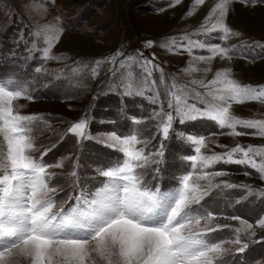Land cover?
Here are the masks:
<instances>
[{
	"label": "rangeland",
	"instance_id": "374dc122",
	"mask_svg": "<svg viewBox=\"0 0 264 264\" xmlns=\"http://www.w3.org/2000/svg\"><path fill=\"white\" fill-rule=\"evenodd\" d=\"M219 2L204 0L198 5L195 0H0V83L23 90L24 97L14 101L15 108L23 115L37 117L32 131L36 148L31 154L40 158L46 152L43 160L48 164L65 162L62 169H50L57 173L51 185L59 189L55 196L58 206L67 209L75 204L70 197L105 182L99 170L116 164L122 156L117 148L103 142L112 132H138L141 139L148 141V153L164 144V156L158 158L161 162L144 170L147 186L163 193L174 191L180 177L193 171L186 157L195 155L194 145L180 133L205 137V155L224 154L237 145L264 148V137L256 130L238 126V131L248 134L230 135L229 129L207 119L185 124L174 121L176 134L164 140L156 127L159 121L151 118L154 111H160L161 104L169 110L164 92L173 82L186 85L190 92L194 88L203 93L205 90L192 84L193 80L207 83L217 71L230 69V77L240 84L264 86V0H231L225 22L236 35L227 39L222 31H205L211 29L219 15L218 11L210 15ZM49 27L61 28L62 33L46 58L48 45L41 30ZM218 47L230 49L231 58L217 55L210 60L198 59L210 57L211 49ZM129 58L136 61L133 70L137 76L141 73L139 64L145 60L158 66L150 78L157 80L155 90L144 87L143 95L126 93L120 64ZM189 66L198 71L186 72ZM160 69L163 85L159 83ZM156 91L161 95L154 104ZM189 99L202 106L195 93ZM230 111L244 120H264V102L233 103ZM80 119L87 120L90 138L78 143L67 130ZM135 120L142 122L136 124ZM239 158L240 154L234 157ZM74 163L77 177L69 175ZM207 171L225 173L215 178L216 183L227 181L238 186L227 188L221 184L200 204L193 205L198 214L213 212L217 217L213 225L232 226L212 233L210 238H234L232 229L239 226V221L226 217L239 216L255 228L256 221L264 218V197L248 195L242 186L256 193L264 191L260 174L249 165L225 161ZM255 230L257 235L247 241L249 248L244 253L232 251L219 264H264V240L260 239L264 229Z\"/></svg>",
	"mask_w": 264,
	"mask_h": 264
},
{
	"label": "snow or ice",
	"instance_id": "6c2138e0",
	"mask_svg": "<svg viewBox=\"0 0 264 264\" xmlns=\"http://www.w3.org/2000/svg\"><path fill=\"white\" fill-rule=\"evenodd\" d=\"M203 2L195 0L198 5ZM230 2L220 0L214 6L210 15L217 11L219 15L211 29L205 31H222L225 39L236 35L225 22ZM41 31L48 45L47 58L62 29L49 27ZM211 52L210 57L198 59L210 60L217 55L231 58L228 48H213ZM134 63L135 59L129 58L120 64L126 93L135 91L143 95L144 87L155 90L157 80L150 78L158 66L145 60L139 64L141 73L137 76ZM185 71L192 73L198 69L189 66ZM230 71H217L207 83L193 80L191 83L203 88V93L194 88L190 92L186 85L175 82L165 88L169 110L161 104L160 111H154L151 117L159 121L156 127L164 140L176 134L174 121L185 124L198 119L211 120L218 127L229 129L230 135L248 134L238 131L240 126L254 129L264 137V120H244L230 111L233 103L264 102V86L242 85L230 77ZM160 72L159 83L163 85L162 69ZM191 93H195L202 106L190 103ZM160 95L156 91L152 103H158ZM22 97L24 92L18 86L0 83V264H219L232 251L244 253L249 248L247 241L257 235L255 228L264 229V218L258 219L254 228L248 220L231 216L226 219L239 221V226L232 229L234 238H210L212 233L232 226L213 225L216 215L211 211L198 214L193 205L200 204L221 184L227 188L238 186L227 181L214 182L225 173L207 169L220 161L246 164L264 179V148L237 145L224 154L205 155L202 153L207 147L205 137L193 134H179L194 145L195 155L186 157L193 171L180 177L174 191L153 190L144 179V170L150 164L161 162L158 158L164 156L163 143L154 153H148V141L141 139L138 132L128 135L112 132L103 142L117 148L122 156L116 164L99 170L105 182L94 190H81L79 195L70 197L75 204L67 209L58 206L55 196L59 189L51 185L57 173L50 169H62L65 162L48 164L43 160L46 152L40 158L31 154L36 148L32 131L37 117L23 115L15 108L14 101ZM87 130V120L80 119L67 131L76 136L79 143L90 138ZM237 154L240 158L234 159ZM72 169L69 175L77 177L75 163ZM242 187L247 189L248 195L264 197V191L256 193L248 186ZM226 245L238 247L233 249Z\"/></svg>",
	"mask_w": 264,
	"mask_h": 264
}]
</instances>
